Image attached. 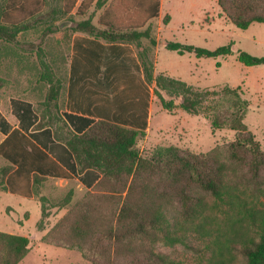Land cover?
I'll list each match as a JSON object with an SVG mask.
<instances>
[{
	"label": "trees",
	"instance_id": "obj_1",
	"mask_svg": "<svg viewBox=\"0 0 264 264\" xmlns=\"http://www.w3.org/2000/svg\"><path fill=\"white\" fill-rule=\"evenodd\" d=\"M77 1L62 0L63 13L68 15L62 38L67 47L65 51L63 46L57 49L52 60L55 63L47 60L46 39L61 31L58 25H46L37 41H20L18 35L28 28L26 25L0 22V40L35 54L40 67L37 81L45 85L35 106L28 102L12 105L17 127L11 128L0 116V131L6 134L0 141V156L8 162L0 168V184L10 193L30 197L47 176L71 178L49 154L64 152L72 159L71 167L83 174L80 180L85 186L107 185L108 190L99 194L111 203L112 213L93 217L88 211L91 204L83 201L76 207V217L66 219L71 227L69 235L55 236V241L48 243L76 247L91 264H177L155 250L157 243L190 248L185 234L174 227L177 220L189 221L208 201L226 203L236 193L254 200L264 197V150L244 123L249 102L239 88L229 85L202 89L164 73L154 74L153 62L147 49H141L140 40L146 38L155 45L150 27L141 28L158 15L159 0H80L72 12ZM5 2L3 20L6 12H23L30 7L36 10L39 5L38 0ZM106 3L98 21L100 27L92 24L90 17L83 19L91 4L99 9ZM217 4L237 28L264 23V0H217ZM34 14L31 10L30 16ZM73 32L133 44L144 79L153 84L154 95L164 110L172 112L178 107L192 115H203L212 130L234 131L233 140L206 152L169 145L142 156L136 145L145 136L143 131L63 113L68 41ZM163 46L178 54L193 53L197 58L226 56L232 51L231 44L214 50L175 41H166ZM236 59L246 66L264 64V57L242 50L236 52ZM40 198L39 226L46 217V198ZM69 199L70 195L64 202ZM250 224L251 234L233 247L239 256L233 264H264V221ZM28 245L26 236L0 231V264L19 263Z\"/></svg>",
	"mask_w": 264,
	"mask_h": 264
},
{
	"label": "rangeland",
	"instance_id": "obj_2",
	"mask_svg": "<svg viewBox=\"0 0 264 264\" xmlns=\"http://www.w3.org/2000/svg\"><path fill=\"white\" fill-rule=\"evenodd\" d=\"M5 1L0 0V22H20L28 27L19 33L20 41H37L46 25H58L61 31L67 29L65 18L68 15L63 13L62 0H38L36 10L30 7L23 12H6L3 20ZM107 3L99 8L102 12ZM76 8L77 4L72 12ZM99 9L91 4L84 17L90 11ZM31 10L35 11L32 17ZM161 13L162 23H169L158 34L160 44L175 41L208 50L231 44L232 51L226 56L201 58L193 53L178 54L159 45L157 69L165 68L169 74L190 80L195 87L202 89H218L223 85L239 88L249 102L244 123L264 150V64L246 66L236 59L238 50L264 57V23L254 22L245 29L237 28L222 14L217 0H162ZM61 31L46 39L49 61L54 60L61 46L66 50L67 44L63 42L64 33ZM39 73L40 67L34 53L22 52L15 45L0 40V113L10 123H16L10 111L13 107L11 105L29 101L35 103L43 95V86L37 81ZM154 98L156 105L152 135L156 134L159 126L173 128L180 122L188 136L186 140L177 143L188 151L206 152L216 145L233 140L234 131L228 128L212 130L209 120L203 115H192L183 110L175 116L164 114L157 96L154 95ZM161 139L157 141L153 137L146 139L144 136L136 147L142 156H150L156 147L169 146V142H174L170 138ZM7 165L8 162L0 156V168ZM107 190V185L86 189L75 179L59 181L45 178L37 188V193L26 198L8 193L0 184V231L23 235L29 239L28 252L17 264H91L76 247L66 248L48 242L55 241V236L69 235L71 227L66 219L72 221L76 217V207L83 201L91 204L88 210L91 216L96 217L100 213L110 215L111 203L99 194ZM68 195L70 199L65 203L64 199ZM41 196L46 198V217L39 226ZM199 211L191 220H177L174 226L179 229L178 233L181 230L185 234L190 248L179 244L167 247L157 243L155 250L177 264H233L239 261L233 247L251 234L250 221L256 224L264 221V197L254 200L246 194L236 193L226 203L210 200Z\"/></svg>",
	"mask_w": 264,
	"mask_h": 264
},
{
	"label": "crops",
	"instance_id": "obj_3",
	"mask_svg": "<svg viewBox=\"0 0 264 264\" xmlns=\"http://www.w3.org/2000/svg\"><path fill=\"white\" fill-rule=\"evenodd\" d=\"M79 2L80 0L77 1V5ZM161 4L162 0H159L158 15L148 20L141 28V30H144L146 27H150V33L155 41V45H151L148 39L141 38V49H147L148 56L154 65V74L164 73L180 79L187 84L194 85L190 80L169 74L165 68L161 70L157 69V48L159 45L163 46L165 43H159L158 34L169 23L163 24L161 21ZM101 14L102 11L100 9L92 10L83 19L90 17L92 24L99 26L98 21ZM154 19L156 20L155 23L153 22ZM169 20H171L170 17ZM61 32L64 33L63 30ZM66 66V82L61 108L63 113L93 121L105 120L127 128L143 131L146 139L153 137L159 141L161 138H163L161 140L170 138L174 141L169 142L171 145L183 146L177 142L186 140L188 132L180 122H177V126L173 128L163 125L159 126L156 134L152 135L154 106L156 105L154 86L145 81L137 48L133 44L107 42L81 32H73L68 41ZM40 84L43 86V91H45V85ZM40 99H42V96ZM29 103L31 105L35 104L33 101H29ZM161 109L164 114H171L173 116L181 114V109L178 108L172 112H167L162 107ZM10 111L16 119V123H10L1 113L0 116L11 125V128L17 127L18 120L12 108ZM0 134L2 135V139L6 135L1 131ZM49 154L61 163L70 173L71 178L52 176L45 178L58 179L59 181L75 179L86 189L92 186H85L83 184L80 180L83 174H78L71 167L73 164L72 159L66 153L56 152L53 155L49 152Z\"/></svg>",
	"mask_w": 264,
	"mask_h": 264
}]
</instances>
